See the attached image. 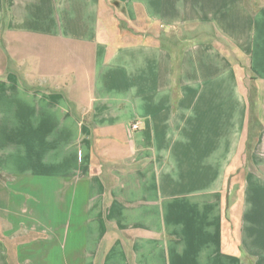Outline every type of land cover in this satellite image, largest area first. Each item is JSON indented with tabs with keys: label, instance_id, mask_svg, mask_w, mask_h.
<instances>
[{
	"label": "crops",
	"instance_id": "obj_1",
	"mask_svg": "<svg viewBox=\"0 0 264 264\" xmlns=\"http://www.w3.org/2000/svg\"><path fill=\"white\" fill-rule=\"evenodd\" d=\"M0 264H264V0H0Z\"/></svg>",
	"mask_w": 264,
	"mask_h": 264
},
{
	"label": "trees",
	"instance_id": "obj_2",
	"mask_svg": "<svg viewBox=\"0 0 264 264\" xmlns=\"http://www.w3.org/2000/svg\"><path fill=\"white\" fill-rule=\"evenodd\" d=\"M249 102H250V109H251V116H250V126H249V137H248V150L251 147L252 142L256 136L255 129L259 126V121L255 114L256 108V89L255 87H250L249 89Z\"/></svg>",
	"mask_w": 264,
	"mask_h": 264
},
{
	"label": "rangeland",
	"instance_id": "obj_3",
	"mask_svg": "<svg viewBox=\"0 0 264 264\" xmlns=\"http://www.w3.org/2000/svg\"><path fill=\"white\" fill-rule=\"evenodd\" d=\"M247 2H248V4H251V3H254L255 0H247ZM70 63L73 65V60L72 59L70 60ZM39 78H41V77L39 76ZM248 83H251L249 76H248ZM84 91H85L84 89H81V90L77 91L76 93L81 94V96L83 98L84 97ZM36 187H37V192H35V193L42 194V193L46 192L45 191V186L39 185V186H36Z\"/></svg>",
	"mask_w": 264,
	"mask_h": 264
},
{
	"label": "built area",
	"instance_id": "obj_4",
	"mask_svg": "<svg viewBox=\"0 0 264 264\" xmlns=\"http://www.w3.org/2000/svg\"><path fill=\"white\" fill-rule=\"evenodd\" d=\"M132 128H133L134 130H138V129H139V122L134 123V124L132 125Z\"/></svg>",
	"mask_w": 264,
	"mask_h": 264
}]
</instances>
